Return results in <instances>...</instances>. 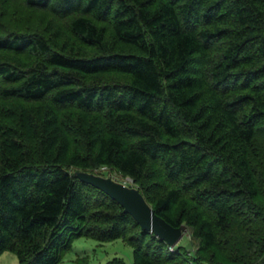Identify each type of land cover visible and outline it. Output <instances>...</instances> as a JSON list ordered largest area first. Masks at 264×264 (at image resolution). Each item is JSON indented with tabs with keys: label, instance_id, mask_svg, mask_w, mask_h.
Returning a JSON list of instances; mask_svg holds the SVG:
<instances>
[{
	"label": "trees",
	"instance_id": "1",
	"mask_svg": "<svg viewBox=\"0 0 264 264\" xmlns=\"http://www.w3.org/2000/svg\"><path fill=\"white\" fill-rule=\"evenodd\" d=\"M24 1L73 13L70 28L92 49L0 34V49L37 56L24 68L0 60V95L77 110L58 126L42 116L80 141L87 160L46 150L43 130L9 132L11 141L0 129V252L56 264L82 235L120 237L132 264L179 258L183 248L74 175L96 164L130 178L169 224L188 227L195 256L172 264H264V0Z\"/></svg>",
	"mask_w": 264,
	"mask_h": 264
},
{
	"label": "rangeland",
	"instance_id": "2",
	"mask_svg": "<svg viewBox=\"0 0 264 264\" xmlns=\"http://www.w3.org/2000/svg\"><path fill=\"white\" fill-rule=\"evenodd\" d=\"M72 14L58 16V14L53 13L46 7L27 5L24 0H0V34L23 30L40 35L54 48L61 46L64 50L71 48V50H81V52L91 51V46H87L85 41L70 28L69 20ZM95 23L103 25L105 33L109 31V26L106 22L95 21ZM51 39H54L55 43L51 42ZM35 59H37V56L29 51L11 52L10 50L0 49V60H9L20 68L28 66ZM107 77L114 79L123 78L118 73H109L104 79H107ZM43 104L48 106L46 102L41 100H33L29 103L20 98H8L0 95V129L4 128L7 130V139L11 137L10 140L15 141V138H12L13 136L9 132L15 133L20 137L22 134L32 131L39 133L38 131L41 132L43 130L42 133H45L44 148L46 150L48 149V151L53 153L60 152L66 160H70L73 153L79 156L81 161L82 159L84 161L87 160L85 159L86 153L84 149L80 147L79 137L76 138V141H79L76 143L71 140V134L61 138L55 133L53 122H51L55 118V124L58 126L59 120L62 119L60 117L69 116L71 118L70 115H77L79 114L78 111L73 108H65L61 110L52 109V111L47 112ZM49 112L53 115L51 116L53 119L50 123L48 121L46 125L44 121L46 116L42 115H46ZM59 139H62V141L58 144ZM2 156L3 154L0 152V159ZM68 166L71 168V164H68ZM89 169L93 173L110 176L118 181L123 180L126 184H132L127 176L108 166L93 164ZM174 245H179L183 248L182 253L184 254L180 253L179 258L176 257L167 264L177 263L178 259L179 261L184 259L183 255L195 256L196 241L190 235L187 226ZM0 264H17L14 253L8 250L1 251ZM56 264H132L131 246L120 237L98 241L88 236L79 235L71 239L69 248L61 253Z\"/></svg>",
	"mask_w": 264,
	"mask_h": 264
},
{
	"label": "water",
	"instance_id": "3",
	"mask_svg": "<svg viewBox=\"0 0 264 264\" xmlns=\"http://www.w3.org/2000/svg\"><path fill=\"white\" fill-rule=\"evenodd\" d=\"M74 175L79 181L98 188L115 200L121 206L122 211L128 213L135 220L140 229L150 231L169 247L173 246L181 236L185 225L182 223L176 226L171 225L156 214L135 185L83 170L74 171Z\"/></svg>",
	"mask_w": 264,
	"mask_h": 264
}]
</instances>
